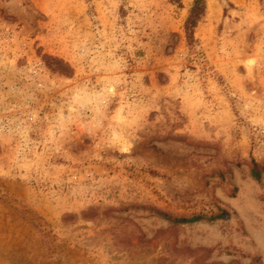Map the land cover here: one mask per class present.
I'll list each match as a JSON object with an SVG mask.
<instances>
[{
	"label": "rangeland",
	"instance_id": "obj_1",
	"mask_svg": "<svg viewBox=\"0 0 264 264\" xmlns=\"http://www.w3.org/2000/svg\"><path fill=\"white\" fill-rule=\"evenodd\" d=\"M193 1L0 0V264H264V0Z\"/></svg>",
	"mask_w": 264,
	"mask_h": 264
},
{
	"label": "trees",
	"instance_id": "obj_2",
	"mask_svg": "<svg viewBox=\"0 0 264 264\" xmlns=\"http://www.w3.org/2000/svg\"><path fill=\"white\" fill-rule=\"evenodd\" d=\"M205 12V0H194L192 5L188 10V15L184 21V32L186 35V39L191 41L193 39V29L201 19ZM261 172H264V167H260V165L255 162L253 159L251 160V176L255 179L260 177ZM201 215L193 216L191 218H176L172 219L174 222H193L201 219Z\"/></svg>",
	"mask_w": 264,
	"mask_h": 264
},
{
	"label": "bare ground",
	"instance_id": "obj_3",
	"mask_svg": "<svg viewBox=\"0 0 264 264\" xmlns=\"http://www.w3.org/2000/svg\"><path fill=\"white\" fill-rule=\"evenodd\" d=\"M124 141H126V142H124V145L127 144V147H129V142L127 140H124Z\"/></svg>",
	"mask_w": 264,
	"mask_h": 264
}]
</instances>
